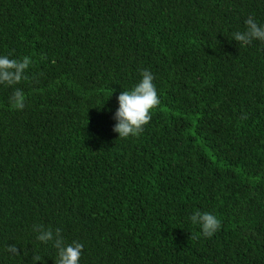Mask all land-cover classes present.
Instances as JSON below:
<instances>
[{
	"label": "trees",
	"instance_id": "trees-1",
	"mask_svg": "<svg viewBox=\"0 0 264 264\" xmlns=\"http://www.w3.org/2000/svg\"><path fill=\"white\" fill-rule=\"evenodd\" d=\"M249 16L264 0H0V56L32 60L0 84V264H55L34 225L82 243L79 264H264V42L233 39ZM144 69L160 104L118 139Z\"/></svg>",
	"mask_w": 264,
	"mask_h": 264
},
{
	"label": "clouds",
	"instance_id": "clouds-1",
	"mask_svg": "<svg viewBox=\"0 0 264 264\" xmlns=\"http://www.w3.org/2000/svg\"><path fill=\"white\" fill-rule=\"evenodd\" d=\"M246 30L236 32L233 39L239 46L251 45L253 41L264 42V25L256 23L252 16L246 21ZM32 60L28 56L22 59H10L8 56H0V84L14 86L26 79L24 73L29 68ZM142 79L131 89L124 90L118 96L119 107L115 113L114 119L117 121L113 131L119 134V138H128L129 136H139L144 127L151 121L152 111L160 104V98L156 85L153 83V74L144 69L141 72ZM25 94L22 89L15 88L10 103L13 108L23 109L25 107ZM246 118V117H245ZM193 224L199 225L204 237H212L221 227V220L208 212L196 211L190 217ZM33 230L38 233L37 239L43 243L52 242L57 250L55 264H79L84 245L73 241L66 244L62 236V230L56 228L45 229L42 225H34ZM7 251L20 255V250L16 245H9ZM36 261H42V257L34 255L32 264Z\"/></svg>",
	"mask_w": 264,
	"mask_h": 264
}]
</instances>
